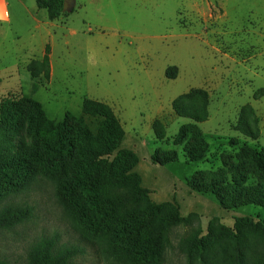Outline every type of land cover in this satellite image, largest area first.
Wrapping results in <instances>:
<instances>
[{
	"label": "rangeland",
	"instance_id": "obj_1",
	"mask_svg": "<svg viewBox=\"0 0 264 264\" xmlns=\"http://www.w3.org/2000/svg\"><path fill=\"white\" fill-rule=\"evenodd\" d=\"M47 45L50 78L34 79L27 66L42 59ZM189 94L179 108L205 107V122L172 110L174 100ZM24 99L41 104L54 123L66 113L79 117L85 99L112 110L125 153L110 158L112 173L138 175L152 203L193 216L190 226L171 231L162 264H213L192 244L214 219L229 229L237 218L264 222L263 207L226 210L217 196L189 186L212 185L225 199L264 184L253 158L264 150V0H66L54 22L35 0H0V119L19 128L2 162L26 160L37 169L22 189L0 195V212L31 210L27 221L0 230V261L30 264V248L46 239L71 251V264H118L108 241L84 224L87 198L76 193L65 201L57 186V179L69 183L78 170L91 169L96 127L88 134L72 128V159H48L43 141L32 146L28 129L37 122ZM202 141L207 152L191 163L184 148ZM174 151L176 163L151 161L155 152Z\"/></svg>",
	"mask_w": 264,
	"mask_h": 264
},
{
	"label": "trees",
	"instance_id": "obj_2",
	"mask_svg": "<svg viewBox=\"0 0 264 264\" xmlns=\"http://www.w3.org/2000/svg\"><path fill=\"white\" fill-rule=\"evenodd\" d=\"M36 7L45 10L47 19L54 22L65 11L66 0H35ZM50 48L47 45L40 61H32L27 71L34 79L41 76L50 78ZM199 93L204 98L206 95ZM181 96L172 102V110L185 119L195 123L207 120L204 107L200 112L189 107L181 110ZM34 109L37 122L28 129L33 147L43 141L42 150L48 159H72L73 147L69 140L72 128L88 134L91 125L96 127L97 141L94 151L90 152L91 169L78 170L69 183L57 179L59 193L63 200L72 201L79 193L87 198L89 212L83 214L84 224L94 234L104 237L107 241L108 254L118 264H162L163 254L169 242V235L176 227H188L192 217H184L178 208L152 203L141 187V179L136 174L127 172L113 174L110 158L116 153L123 156L120 149L124 139L123 129L112 112L106 106L90 99L82 103L79 117L66 113L65 118L58 123L49 120L41 104L24 99ZM8 113V111H4ZM157 121L154 123V127ZM15 126H7L0 119V195L22 189L36 176L37 169L26 160L2 162L3 156L13 152V137L18 133ZM162 139V137H158ZM207 144L201 142L200 147L184 148L185 157L191 163L202 160L207 152ZM257 170L264 174V150L253 154ZM178 160L174 151L168 157L159 156L155 152L151 157L154 165L164 167ZM243 180L234 179L239 184ZM192 190L215 195L226 210L238 209L256 205L264 208V184L254 187H244L223 199L218 196V189L212 185L198 186L189 182ZM102 207V210H100ZM31 217L29 208L7 207L0 212V230H6L27 221ZM105 218L108 219L106 222ZM212 220L206 233L198 232L193 240V250H198L201 258L207 257L213 264H264V222H253L248 218H237L231 229ZM115 229L108 232V227ZM73 253L67 249H57L54 241L41 240L29 250L30 264H71ZM0 264H3L0 261Z\"/></svg>",
	"mask_w": 264,
	"mask_h": 264
},
{
	"label": "water",
	"instance_id": "obj_3",
	"mask_svg": "<svg viewBox=\"0 0 264 264\" xmlns=\"http://www.w3.org/2000/svg\"><path fill=\"white\" fill-rule=\"evenodd\" d=\"M65 9H66V5H65Z\"/></svg>",
	"mask_w": 264,
	"mask_h": 264
}]
</instances>
